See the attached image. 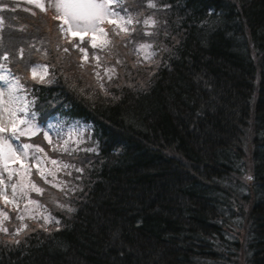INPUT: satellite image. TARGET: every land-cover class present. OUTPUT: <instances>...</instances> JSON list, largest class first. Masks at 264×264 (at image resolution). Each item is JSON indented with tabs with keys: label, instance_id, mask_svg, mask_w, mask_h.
<instances>
[{
	"label": "trees",
	"instance_id": "trees-1",
	"mask_svg": "<svg viewBox=\"0 0 264 264\" xmlns=\"http://www.w3.org/2000/svg\"><path fill=\"white\" fill-rule=\"evenodd\" d=\"M18 2L0 0L1 47L23 49L30 109L72 133L44 153L74 167L58 194L0 197V264H264V0H124L134 31L95 48ZM35 60L50 82L25 80Z\"/></svg>",
	"mask_w": 264,
	"mask_h": 264
},
{
	"label": "snow or ice",
	"instance_id": "snow-or-ice-1",
	"mask_svg": "<svg viewBox=\"0 0 264 264\" xmlns=\"http://www.w3.org/2000/svg\"><path fill=\"white\" fill-rule=\"evenodd\" d=\"M29 3H35L36 7H40L43 9V5L39 4L37 0H28ZM110 2L111 0H56L54 7L57 10L58 15L54 17V19H62L64 24H67L68 27L65 29L63 27V24H61L60 31L63 33L65 31L71 32L73 35H80V42H84V36L88 33H92V41H91V47L95 48L97 47L96 41H95V33L97 31H100L107 35L105 30L100 27L102 23H104L105 19L109 16L117 17L121 21H124L125 24H131L132 23V18L128 16L127 18L125 16H122L119 12H116L115 10L110 8ZM118 3V0H116ZM149 7H155L154 4H149ZM109 23H112L113 21L109 20ZM145 23H150V21H145ZM119 28V31H116L114 29V34L115 35H120V32H124L126 34H131L134 29H129L127 27H120L119 25L117 26ZM147 35H151V33H146ZM110 43V41H109ZM74 47L78 48V50L82 53H84L85 57L87 56V50L86 48H81L79 45H74ZM151 45L148 44H142L140 46L141 49L143 48H149ZM64 52H68L69 49L64 48ZM21 57L23 56V49H21ZM5 60L8 59L7 56L3 57ZM96 59H99L96 57ZM119 63V61H117ZM83 65H81L82 67ZM42 69L43 74L39 76L37 79V72L38 70ZM110 71L114 72V69H111ZM31 74H32V79L35 80L37 83H48L50 81H46L45 77L48 75V67L47 65H40L37 64L33 67H31ZM97 75H99L97 73ZM111 79V77H109ZM13 91H9V104L10 105H17L19 104L18 107H12L10 111V115L13 117L11 123H12V130L11 134L7 136H0V163L3 165V170L5 172H8V164L9 161L12 160L13 158L19 159L20 157H24L27 159L29 157V150L31 149V157L33 161L36 164H43L45 160H48L52 165H59V170L67 169L69 167H74L73 165L70 164H65L60 161H57L56 159H52L47 156L46 153H44V149L39 147V146H34L29 143H24V144H16L15 148L13 147V144L16 141L20 140V137H28L31 138L35 135H37L40 131L41 128L36 124L35 120V113H29V106L27 102L20 103L21 98L17 97L13 94L14 90L19 87V85H13L11 86ZM103 87V85H101ZM8 111V109H5ZM22 113V116L18 117V114ZM18 117V118H17ZM17 124H23L25 125L24 128H20L19 130L17 129ZM51 127V125H49ZM7 129L5 127H0V133L5 132ZM44 139L48 141L49 144H52V139L49 136L48 132H44ZM53 151H61V152H70V150L67 147V141L64 142V144L60 147L53 146L52 148ZM37 153H44L43 157L37 155ZM39 171V170H38ZM77 171H81V169H77ZM39 175L41 179L44 180L46 184H51L52 187H57V184L53 183L52 181L48 180L47 175H45L44 171H39ZM48 175H51L53 178V181L56 179V175L54 172H48ZM7 179L10 181L12 179V173L9 172ZM4 184V178L2 174H0V185ZM12 189H13V196L15 197L16 194V184H12ZM6 187V185H5ZM31 188L33 191H35L37 194L42 195L44 192V189L41 187H38L35 183L31 185ZM25 196H27V193H24ZM0 197L4 198V202L10 203L8 201L7 197L4 195L3 191H0ZM29 204L33 205H38V202L35 200L29 199L28 201ZM68 211H72V209H68ZM8 215L5 213L4 214V219H8ZM23 216H18L17 219L23 220ZM44 222L45 224H48L50 222V218L45 216L44 217ZM56 223L58 224L59 221L57 220ZM23 227H27V225H24ZM4 232H7L8 230L6 228L2 229ZM22 229L17 230V234H19V231ZM47 230V229H45ZM17 243L19 241H16Z\"/></svg>",
	"mask_w": 264,
	"mask_h": 264
},
{
	"label": "rangeland",
	"instance_id": "rangeland-1",
	"mask_svg": "<svg viewBox=\"0 0 264 264\" xmlns=\"http://www.w3.org/2000/svg\"><path fill=\"white\" fill-rule=\"evenodd\" d=\"M2 1L5 2L3 4V7H5V8H10L11 7L10 6V2H12V4H13L12 5V9H19V8H17V6L19 4L18 0H6V1L2 0ZM37 2L39 4L43 5V9H41L40 7L34 6L35 10H37V9L40 10L48 18L52 19L53 18L52 15H54V13H57L56 8L54 7V4H55L56 0H49V3H50L49 5L46 4V0H37ZM114 2H115V0H111V2H110V8L111 9H112L111 5L114 4ZM35 10L33 9L32 11L31 10H29V11L34 12ZM109 20H111L114 23L120 25L121 27H127L128 28V26H130V25L127 26L124 21H121L117 17L109 16V17H107L105 19V21H109ZM0 24H1V22H0ZM18 25L19 24L17 22H15V27L16 28L18 27ZM102 26L103 25L101 24L100 27H102ZM25 27H27V25H23L22 26V28H25ZM67 27H68V25H66V27H64V28L67 29ZM105 32H106V30H105ZM67 33L69 35H71V36L73 35L71 32H67ZM1 35H2V31L0 32V37H1ZM77 35H79V34H77ZM118 36H120V35H118ZM92 37H93V34L91 33V37L89 39L90 43L92 41ZM95 41H96L97 45H104V43L106 41V35L104 33L100 32V31H97L95 33ZM2 44H3V40H0V50H1V52L5 49V48L1 47ZM143 52L145 54V57H148V56L151 55V53H149V51L147 49H143ZM10 53L12 54L11 62L13 64H15L14 55H13V53L11 51H10ZM5 67H6L5 64L2 63V60L0 59V127H5L7 129L5 132L0 133V136H7V135L11 134V130H12L11 121H12L13 117L10 115V111H11L12 107H18L19 106V104H17V105H10L9 104V95H8V93H9V91H13L11 86L17 85L18 83H17L16 79L12 78L10 76V74L7 73V70L4 69ZM42 74H43V70L42 69L38 70L37 78H39V76L42 75ZM31 76H32V74H31ZM19 87H21V85H19ZM19 87H17L14 90L13 94L15 96L21 98L20 103H24V102L28 103V100H29L28 97L29 96L27 95V91L29 90L28 89L29 87L26 88V93H24V94L22 93V91L20 90ZM5 109H8V111H6ZM22 115H23L22 113H19L18 117L22 116ZM24 127H25V125H23V124H17V129L18 130L20 128H24ZM51 128H54V126H51ZM45 131L48 132L49 136L52 139V144H50L51 147L54 146V142H59V141L62 142L63 139H68L71 136V133H70V131L68 129L64 130L60 134L56 133V137H54L52 134H50L48 129H45L43 131L42 135H40V137H39V141H41L43 143L44 142L48 143V141L44 139V135L43 134H44ZM24 143H29V144H32L34 146H38V145H35V144L31 143L28 140V137H20V140L16 141L13 144V147L15 148L16 144H24ZM31 152H32V150L30 149L29 150V157L27 159H25L24 157H20L19 159L13 158L12 160H10L9 164H8V172H5L3 170V165H2V163H0V174H2V176L4 178V184L0 185V189H1V186H2V191H3L4 195L7 197L8 201H10V202H12L13 204H16V205L21 201V198H19L20 192L23 190V192L21 194L27 193V190H30V187H31L30 184H25V181H24L26 170H27V165H33L34 164V165H36V167L38 169H39V167H40V169L44 168L43 164H36L33 161L32 157H31ZM37 155L43 157L42 153H37ZM9 172L12 173V179L10 181L7 179V176H8ZM12 184H16L17 185L15 197L13 196V189H12V186H11ZM5 185H6V187H5ZM21 194H20V196H21ZM23 208H24V210L26 212L30 213L31 215H34L35 218H37L38 215L42 211L45 212V209L43 207L41 209H39V211L38 210L37 211L36 210L32 211L33 205H31V204L30 205H26ZM23 208H22V210H23ZM3 219H4V213L1 212L0 213V220H3Z\"/></svg>",
	"mask_w": 264,
	"mask_h": 264
}]
</instances>
